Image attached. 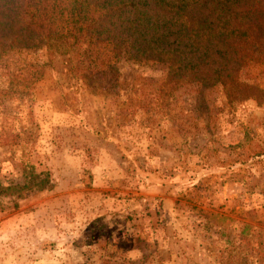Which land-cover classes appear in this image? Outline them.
I'll return each mask as SVG.
<instances>
[{
	"label": "rangeland",
	"instance_id": "rangeland-1",
	"mask_svg": "<svg viewBox=\"0 0 264 264\" xmlns=\"http://www.w3.org/2000/svg\"><path fill=\"white\" fill-rule=\"evenodd\" d=\"M154 75L119 69L110 95L57 65L0 101V184L50 179L0 194V264H264V96L146 101ZM242 78L264 91V65Z\"/></svg>",
	"mask_w": 264,
	"mask_h": 264
},
{
	"label": "trees",
	"instance_id": "trees-1",
	"mask_svg": "<svg viewBox=\"0 0 264 264\" xmlns=\"http://www.w3.org/2000/svg\"><path fill=\"white\" fill-rule=\"evenodd\" d=\"M248 63L264 65V0H0V101H33L57 65L110 95L119 69H137L155 74L146 101H171L187 87L197 101L215 89L259 101L264 91L242 78ZM30 176L23 186L0 184V194L50 186L48 173Z\"/></svg>",
	"mask_w": 264,
	"mask_h": 264
}]
</instances>
